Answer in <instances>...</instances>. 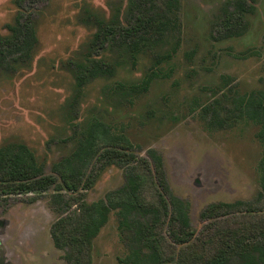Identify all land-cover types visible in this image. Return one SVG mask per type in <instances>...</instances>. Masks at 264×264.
<instances>
[{
    "label": "rangeland",
    "instance_id": "rangeland-1",
    "mask_svg": "<svg viewBox=\"0 0 264 264\" xmlns=\"http://www.w3.org/2000/svg\"><path fill=\"white\" fill-rule=\"evenodd\" d=\"M14 1L0 0L1 37L11 35L8 26L20 11ZM178 1L176 33L139 54L132 67L129 56L116 48L90 46L97 27L87 21L90 14L126 25L129 0H26L22 7L31 13L38 43L27 62L0 71V147L26 144L45 174L58 178L53 166L72 155L94 121L102 122L117 138L105 145L128 155L124 159L132 157L130 166L142 176L141 198L153 205L159 187L148 151L161 156L170 191L188 204L192 240L201 245L215 239L207 246L212 252L224 241L215 237L223 232L237 233L247 226L264 229V212L251 221L237 212L215 220L200 217L209 204L252 203L262 192L261 126L250 118L259 95L250 94L264 92V0H257L254 13L245 15L244 33L231 37L225 36L223 26L231 0ZM164 2L157 0L161 7ZM170 53L169 61L155 64ZM88 58L120 65L114 76L92 80L79 92L75 64ZM151 69L160 75L146 93L137 96L118 89V84L139 83ZM91 159L83 170L86 176L97 164V158ZM93 170L91 188L73 194L82 195L87 204L125 185L131 171L123 164H97ZM54 193L49 188L34 203L27 202L32 194H0V264H67L65 250L54 246L51 226L78 205L57 211ZM259 209L264 211V198ZM157 232L164 239L161 264H204L200 248L175 251L168 227ZM124 235L129 234L120 233L112 212L92 242L90 264L126 260L131 252ZM258 238L244 239L255 243ZM225 239L230 264H238L234 255L240 238Z\"/></svg>",
    "mask_w": 264,
    "mask_h": 264
},
{
    "label": "trees",
    "instance_id": "trees-1",
    "mask_svg": "<svg viewBox=\"0 0 264 264\" xmlns=\"http://www.w3.org/2000/svg\"><path fill=\"white\" fill-rule=\"evenodd\" d=\"M26 0H15L20 9L13 25L8 26L11 33L8 37L0 36V71L14 70L17 62H27L38 43L36 31L31 21V13L25 12L22 7ZM257 0H231L224 10L225 20L223 26L226 37L241 36L247 26L245 15L253 14ZM232 8V9H230ZM178 0H165L164 7L158 5L157 0H129L126 25L117 19L104 22L94 15L88 14L87 21L93 20L97 29L90 42L93 48H103L110 45L123 54L129 56L132 67L135 66L137 56L150 47L164 43L166 35L176 33L179 28L177 11ZM173 53L163 55L155 60L159 65L169 61ZM120 63H111L101 58H88L86 63L75 64V79L80 92L90 81L100 77H112ZM157 70L151 69L137 84H118V89L128 91L133 95L146 93L152 81L159 77ZM259 95L256 105L252 106L250 118L261 126L259 139L264 145V92L251 93L253 97ZM117 140L111 135L108 126L102 122L94 121L89 131L78 139V144L72 155L53 166V174L46 175L44 167L36 161L34 152L24 143H11L0 147V194L20 195L32 194L28 203L37 201L39 194L49 188L55 191L52 194V206L59 212L72 208L70 215L59 218L51 226V237L54 246L65 250L67 264H90L92 242L99 234L100 229L108 222L109 215L115 212L118 217V230L127 239L130 246V255L120 264H161L164 253L162 240L157 237V231L166 225L169 229V239L173 250L181 253L200 248L199 261L204 264H230L232 258L228 257L229 246L225 247V238H240L237 245L239 249L234 255L238 264H264V229L247 226L245 229L234 232H223L216 237L221 240L220 248L211 252L209 239L197 245L192 240L191 221L188 214V204L181 198L174 196L170 191L165 178L163 159L155 150H149L148 156L152 164V172L158 181L157 202H147L141 198L142 176L137 173L136 167L130 166L128 155L111 149ZM107 144L110 145H105ZM112 142V143H110ZM102 143L105 147L99 146ZM131 156V155H130ZM100 167L108 165L129 166L126 184L115 191L105 195L104 199L87 204L82 195L76 197L80 191L88 190L93 185L94 167L89 175L83 170L89 167L92 159ZM123 160V161H122ZM120 163V164H119ZM149 168V167H148ZM262 192L255 202L246 203H213L200 212L203 220L222 219L231 213H241L242 218H253L264 212L260 208L261 199L264 198V161L262 164ZM58 180L60 182H58ZM69 192L72 195L62 193ZM258 235L255 243H249L244 238ZM169 246V247H173ZM222 246V247H221ZM179 264H187L179 261Z\"/></svg>",
    "mask_w": 264,
    "mask_h": 264
}]
</instances>
